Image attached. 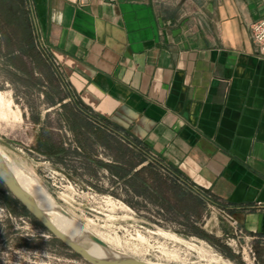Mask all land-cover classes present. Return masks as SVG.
Returning a JSON list of instances; mask_svg holds the SVG:
<instances>
[{
    "label": "crops",
    "instance_id": "obj_1",
    "mask_svg": "<svg viewBox=\"0 0 264 264\" xmlns=\"http://www.w3.org/2000/svg\"><path fill=\"white\" fill-rule=\"evenodd\" d=\"M30 1L86 118L139 156L124 178L156 169L264 242V0Z\"/></svg>",
    "mask_w": 264,
    "mask_h": 264
},
{
    "label": "rangeland",
    "instance_id": "obj_2",
    "mask_svg": "<svg viewBox=\"0 0 264 264\" xmlns=\"http://www.w3.org/2000/svg\"><path fill=\"white\" fill-rule=\"evenodd\" d=\"M18 1L0 0V146L8 160L91 232L148 264H263L264 242L229 212L153 168L124 178V163L139 156L94 129L41 43L31 1ZM0 264L91 263L0 192Z\"/></svg>",
    "mask_w": 264,
    "mask_h": 264
},
{
    "label": "bare ground",
    "instance_id": "obj_3",
    "mask_svg": "<svg viewBox=\"0 0 264 264\" xmlns=\"http://www.w3.org/2000/svg\"><path fill=\"white\" fill-rule=\"evenodd\" d=\"M3 99L4 98L0 93V100L3 101ZM0 155L4 158V160L8 164L9 169L17 177L22 187H24V189L32 194L40 208L44 211V213L48 216L52 223H54L68 237L79 243L87 252L95 257L103 259H121L124 257H131L119 251L115 246L100 237V239L106 242L107 246H103L91 240L89 236L90 234L94 233L87 229L83 224H81L68 211L59 206L43 188H39L35 185V183L27 180V178L22 175L20 168H17L8 160L7 154L1 148V146ZM62 209H64L66 212H64Z\"/></svg>",
    "mask_w": 264,
    "mask_h": 264
},
{
    "label": "water",
    "instance_id": "obj_4",
    "mask_svg": "<svg viewBox=\"0 0 264 264\" xmlns=\"http://www.w3.org/2000/svg\"><path fill=\"white\" fill-rule=\"evenodd\" d=\"M0 179L3 181L9 191L16 197L20 203L54 236L59 238L64 244L70 247L74 252L79 254L91 264H147L135 257H124L121 259H103L98 258L87 252L79 243L68 237L62 232L44 211L40 208L35 198L30 194L18 181L14 173L9 169L8 164L0 155ZM66 212L64 209H62ZM90 239L107 246L106 242L94 234H90Z\"/></svg>",
    "mask_w": 264,
    "mask_h": 264
},
{
    "label": "built area",
    "instance_id": "obj_5",
    "mask_svg": "<svg viewBox=\"0 0 264 264\" xmlns=\"http://www.w3.org/2000/svg\"><path fill=\"white\" fill-rule=\"evenodd\" d=\"M251 33L258 54L264 57V18H260L252 23ZM233 222L236 223L234 220Z\"/></svg>",
    "mask_w": 264,
    "mask_h": 264
},
{
    "label": "trees",
    "instance_id": "obj_6",
    "mask_svg": "<svg viewBox=\"0 0 264 264\" xmlns=\"http://www.w3.org/2000/svg\"><path fill=\"white\" fill-rule=\"evenodd\" d=\"M21 5H23L24 6V4H25V0H19L18 1ZM25 13H26V11H25ZM27 13H28V11H27ZM27 18H29V17H27ZM30 19V18H29ZM0 192L3 194V196L5 197V199L9 202V203H12V202H15V203H18V204H20V206H22V208L25 210V211H27V209L20 203V201L16 198V197H14V195L9 191V189L5 186V184L3 183V181L0 179ZM40 223V222H39ZM41 224V223H40ZM42 225V224H41ZM43 226V225H42ZM44 227V226H43ZM45 228V227H44ZM53 238L56 240V241H58V242H60L61 244H64L59 238H57L56 236H54L53 235ZM64 245H66V244H64ZM67 246V245H66ZM68 247V246H67ZM70 248V247H69ZM75 254H77L76 252H75ZM77 255H79V254H77ZM80 256V255H79Z\"/></svg>",
    "mask_w": 264,
    "mask_h": 264
}]
</instances>
